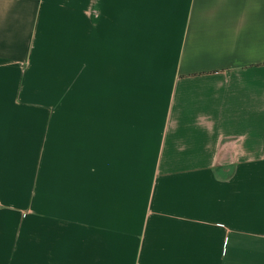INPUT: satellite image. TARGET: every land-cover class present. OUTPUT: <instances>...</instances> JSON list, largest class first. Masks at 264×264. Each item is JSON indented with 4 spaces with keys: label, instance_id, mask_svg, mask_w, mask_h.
Segmentation results:
<instances>
[{
    "label": "crops",
    "instance_id": "0c3cea01",
    "mask_svg": "<svg viewBox=\"0 0 264 264\" xmlns=\"http://www.w3.org/2000/svg\"><path fill=\"white\" fill-rule=\"evenodd\" d=\"M0 264H264V0H0Z\"/></svg>",
    "mask_w": 264,
    "mask_h": 264
}]
</instances>
